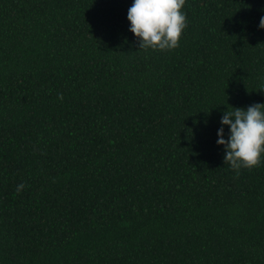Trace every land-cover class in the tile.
<instances>
[{
	"label": "trees",
	"instance_id": "obj_1",
	"mask_svg": "<svg viewBox=\"0 0 264 264\" xmlns=\"http://www.w3.org/2000/svg\"><path fill=\"white\" fill-rule=\"evenodd\" d=\"M131 3L0 0V264H264V162L216 144L264 103V0H186L168 51Z\"/></svg>",
	"mask_w": 264,
	"mask_h": 264
},
{
	"label": "clouds",
	"instance_id": "obj_2",
	"mask_svg": "<svg viewBox=\"0 0 264 264\" xmlns=\"http://www.w3.org/2000/svg\"><path fill=\"white\" fill-rule=\"evenodd\" d=\"M185 2L132 0L126 19L129 21L128 30L136 38L139 49L168 51L178 47L187 26L186 13L182 11ZM258 27L264 29V16L260 17ZM219 125L216 144L223 146L224 163L236 176L241 169H252L264 162V103H254L246 108L226 107ZM24 187L23 183L18 184L17 191Z\"/></svg>",
	"mask_w": 264,
	"mask_h": 264
}]
</instances>
